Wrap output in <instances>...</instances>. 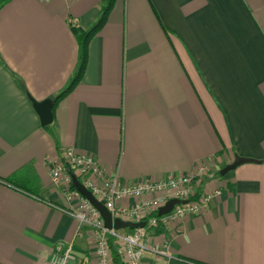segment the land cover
Masks as SVG:
<instances>
[{"label":"crops","instance_id":"0c3cea01","mask_svg":"<svg viewBox=\"0 0 264 264\" xmlns=\"http://www.w3.org/2000/svg\"><path fill=\"white\" fill-rule=\"evenodd\" d=\"M102 4L0 7V264H49L58 241L90 254L76 200L50 175L66 147L128 181L209 157L205 204L154 232L167 256L147 251L144 264H264V0H115L81 79L53 105L78 64L70 26L90 27ZM45 100L43 125L34 101ZM235 154L258 161L220 174Z\"/></svg>","mask_w":264,"mask_h":264},{"label":"built area","instance_id":"2783aa9c","mask_svg":"<svg viewBox=\"0 0 264 264\" xmlns=\"http://www.w3.org/2000/svg\"><path fill=\"white\" fill-rule=\"evenodd\" d=\"M211 161L205 157L185 174L128 181L122 180L117 173H108L93 155L73 147L64 148L61 159L50 168L51 179L55 183L64 182L67 199L76 200V207L69 213L88 231L91 249L90 254L78 257L72 242L58 241L50 253L49 264H114L109 239L114 241L124 264H144L143 256L147 251L167 256L168 240L164 238L160 243L153 240L155 228H168L184 216L200 212L208 194L199 193L195 199L192 196L196 195V185L209 172ZM73 176L110 211L112 218L144 222V226L133 229L106 227L98 209L72 187ZM170 199L186 202L174 204L169 212L158 216V209Z\"/></svg>","mask_w":264,"mask_h":264},{"label":"water","instance_id":"95a60500","mask_svg":"<svg viewBox=\"0 0 264 264\" xmlns=\"http://www.w3.org/2000/svg\"><path fill=\"white\" fill-rule=\"evenodd\" d=\"M34 106L40 115L41 123L43 125L48 124L52 119L51 102L48 100L42 102L34 101ZM249 161L255 163L258 160L256 158L253 159L252 157H247V156L241 157L235 154L233 156V160H231L228 164L227 163L224 164L218 171L220 172V174H223L225 172H228L229 169L234 168L236 165L238 164L240 165L243 162H249ZM72 183L74 188L80 194L85 196L98 209L104 221V225L106 227H113L115 229H125V228L133 229L136 227L144 226V222H129V221H123L119 218H112L110 211L100 201H98L95 197H93L91 192L87 188H85L75 176L72 177ZM184 202L186 201L185 200L180 201L178 199H170L169 201H167L165 205H163L158 209L157 215L161 216L162 214L169 212L174 204L184 203Z\"/></svg>","mask_w":264,"mask_h":264},{"label":"trees","instance_id":"16d2710c","mask_svg":"<svg viewBox=\"0 0 264 264\" xmlns=\"http://www.w3.org/2000/svg\"><path fill=\"white\" fill-rule=\"evenodd\" d=\"M6 0H0V7ZM115 0H103V4L100 9V13L98 18L95 22L88 28L83 29L76 25H71L70 29L74 34L78 45H79V58L77 67L71 76L67 85L53 97V105L62 98L65 94H67L74 86L79 82L81 79L83 72L85 70L86 62H87V48L90 39L103 27L105 24L108 14L114 4ZM17 83L21 86V80L18 77H15ZM72 187H74L72 185ZM197 195V194H196ZM193 195L192 198L195 199L197 196ZM163 231V228L158 226L155 228V232L159 233ZM110 249H111V257L114 264H124L123 260L121 259L116 245L112 239H109Z\"/></svg>","mask_w":264,"mask_h":264}]
</instances>
